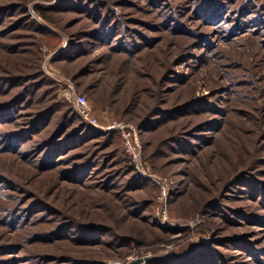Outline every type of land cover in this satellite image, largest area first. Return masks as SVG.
<instances>
[{"label":"rangeland","instance_id":"1","mask_svg":"<svg viewBox=\"0 0 264 264\" xmlns=\"http://www.w3.org/2000/svg\"><path fill=\"white\" fill-rule=\"evenodd\" d=\"M22 94L0 264H264V0H0V106Z\"/></svg>","mask_w":264,"mask_h":264},{"label":"trees","instance_id":"2","mask_svg":"<svg viewBox=\"0 0 264 264\" xmlns=\"http://www.w3.org/2000/svg\"><path fill=\"white\" fill-rule=\"evenodd\" d=\"M42 13H44V12H42ZM44 17H46V16H44ZM34 95H35V93L32 96H34ZM26 97L27 96L22 94L19 97H14L11 102L6 103L5 105H1L0 106V116H4L6 114V119H8V121L12 122L15 119V114H12V112H14V109H13L14 103L20 99L25 100ZM53 101H54V104H50L49 106H47L43 110H41L39 113L27 116V119H30L28 122L29 128L26 129V133H29V136H32L33 134H35V135L41 134L42 129H44V126L48 125L52 121V117H53L54 113L57 112L58 110H60L59 109L60 104L56 103L54 99H53ZM31 102H32V100H29L27 103V106L29 104L31 105ZM9 108H12V109H9ZM8 121H2V123H4V124L9 123ZM67 126H68V122H67V120H64L60 126V129L58 131H56V133H54L52 136H50L49 138H46L45 140H43L41 142V144L39 145L41 148L40 147L39 148L45 149L44 150L45 157H47L48 154L51 153L53 150L58 148L59 143L57 141H55L58 137L62 136L63 141L60 142V145L63 143H67V142L69 143L70 140L74 139V137L76 136V133H77V132L75 133V130L73 132H71L70 134H68V133L64 134L66 132L65 130L67 129ZM82 127L83 126H80V130L83 129ZM85 127L86 126H84V130L86 129ZM22 133H23V131L22 132L19 131L16 133V134H18L17 136H19V138H17L18 141L20 139H22V137L20 136V135H22ZM16 134L12 135L11 137L15 136ZM14 138L16 141V137H14Z\"/></svg>","mask_w":264,"mask_h":264},{"label":"built area","instance_id":"3","mask_svg":"<svg viewBox=\"0 0 264 264\" xmlns=\"http://www.w3.org/2000/svg\"><path fill=\"white\" fill-rule=\"evenodd\" d=\"M66 97H67V100L73 104L75 112L77 113L78 116H80V118H82L84 122L94 127L98 126L97 122L92 120L91 110L89 108V104H88V100L86 96L76 95L74 93L69 92L66 95ZM112 128H115V127H112ZM116 128L122 131H125L128 129L127 126H123V125H117ZM129 135L124 136L125 149L127 153H129L133 157V160H140V155L138 153L137 145L132 143Z\"/></svg>","mask_w":264,"mask_h":264}]
</instances>
